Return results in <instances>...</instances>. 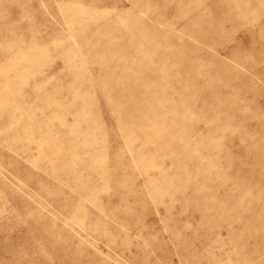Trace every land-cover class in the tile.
<instances>
[{"label":"rangeland","instance_id":"374dc122","mask_svg":"<svg viewBox=\"0 0 264 264\" xmlns=\"http://www.w3.org/2000/svg\"><path fill=\"white\" fill-rule=\"evenodd\" d=\"M0 264H264V0H0Z\"/></svg>","mask_w":264,"mask_h":264}]
</instances>
